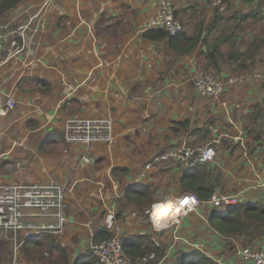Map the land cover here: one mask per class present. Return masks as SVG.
<instances>
[{"label": "crops", "instance_id": "crops-1", "mask_svg": "<svg viewBox=\"0 0 264 264\" xmlns=\"http://www.w3.org/2000/svg\"><path fill=\"white\" fill-rule=\"evenodd\" d=\"M43 1L27 0L3 20L22 23ZM216 1L171 0L188 36L193 35L196 20L204 23L198 45L180 56L169 49L165 38L150 40L143 35L158 0H52L41 21L28 29L23 53L1 68L0 184L67 186L68 223L61 235H47L65 248L67 264L89 254L91 242L101 241L93 237L104 229L108 212L114 213L115 234L122 240L148 236L163 250L155 262L133 264H177L178 256L192 250L224 264H253L236 256L235 240L225 241L210 226V214L217 208L201 204L182 218L178 231L184 241L171 250L169 232H157L145 214L148 209L143 211L125 199L132 184L149 187L151 206L182 195L186 191L180 177L186 168L173 160L155 163L150 169L147 163L173 145L185 142L199 147L218 137L214 163L204 164L218 183L215 192L239 195L238 205L264 204L262 190L254 188L264 178V81L230 85L219 98H202L190 80L198 67L222 71L224 77L264 72V47L256 52L250 71L239 72V63L229 60L206 68L205 58L224 28L237 25V14L248 18L236 31L235 46L264 39V0H220V7ZM217 9L225 19L211 29ZM7 101L13 108H6ZM73 115L111 118L113 141L89 146L66 143L61 128ZM218 210L224 214L227 209ZM236 240L241 243L240 238ZM0 241L10 245L1 236ZM257 244L264 248V236L249 246ZM11 259L3 258L0 264H11ZM17 260V264H43L19 251Z\"/></svg>", "mask_w": 264, "mask_h": 264}, {"label": "built area", "instance_id": "built-area-1", "mask_svg": "<svg viewBox=\"0 0 264 264\" xmlns=\"http://www.w3.org/2000/svg\"><path fill=\"white\" fill-rule=\"evenodd\" d=\"M51 1L44 0L38 11L22 23L13 24L3 19L0 20V70L23 53L29 39L28 29L34 22L36 25L38 21H41L40 17ZM215 5L221 6V1L217 0ZM145 28L175 34L183 29V23L180 18L175 16L171 0H158L155 13L146 22ZM255 79L264 81V72L231 73L224 77L222 71L212 72L198 67L192 72L190 78L195 94L202 98H219L228 86L248 83ZM13 106L12 102L7 101V109L13 108ZM3 112L5 114V111ZM61 129L63 140L66 143L89 146L94 143L113 141V122L109 117L73 115L64 121ZM212 131L214 134L218 133L217 129H212ZM218 139V137H212L207 144L199 147H191L185 142L173 145L168 150L155 154L152 160L147 163L146 168L150 169L153 164L167 160H173L186 169L198 164L214 163L216 156L214 145L219 143ZM256 142L261 143L260 140H256ZM82 161L88 163L89 159L83 156ZM258 181L259 183H256L254 188L262 190L261 197L264 199V178H260ZM66 191L67 186L58 183L0 184V236L12 247L11 264H17L19 248L26 239L36 235H61L63 233L68 223ZM171 202L173 208L176 206L179 211L176 219L164 226L157 227L153 218L154 207L157 203L153 204L145 214L157 232H169L172 241L170 249L172 250L184 241L178 231L182 218L196 211L201 204H209L210 207L226 210L230 206L238 205L240 197L235 193L221 190L214 192L209 199L201 201L196 194L185 192L175 197ZM160 203L167 204L168 201ZM114 221V213L108 212L104 217V228L112 232V237L99 242H91L88 246L89 252L104 264H133L131 257L124 252L122 239L115 234ZM223 239L236 241H234L236 243L235 254L241 261L264 264V248L259 247L258 244L256 247H252L239 243L236 238ZM155 245L160 247L158 241L155 242ZM190 246L194 247L193 244ZM198 249L201 247L198 246ZM153 253L140 260L143 262L154 260L155 254ZM46 255L47 252H44V256ZM214 261L216 264H224L221 259Z\"/></svg>", "mask_w": 264, "mask_h": 264}, {"label": "trees", "instance_id": "trees-1", "mask_svg": "<svg viewBox=\"0 0 264 264\" xmlns=\"http://www.w3.org/2000/svg\"><path fill=\"white\" fill-rule=\"evenodd\" d=\"M27 0H0V20L8 11H11L19 4ZM219 9V8H218ZM216 10L210 28H215L224 16ZM239 22L236 26L228 25L224 28L223 34L218 36L212 43L210 49L205 53L206 68H217L220 63L225 61L238 62L239 72L250 71L256 62V52L264 47V39L257 37L245 47H238L233 44L236 31L241 28V24L247 20V16L237 14ZM204 30L202 19L196 20L192 36H188L185 31L180 30L175 34L147 29L143 34L145 38L156 40L165 38L168 41L169 49L175 51L176 55H188L201 40ZM260 109L253 115L256 119ZM213 172L208 170L204 164L195 165L187 169L180 177L182 190L197 195L201 201L209 199L216 191L217 181L212 180ZM125 199L128 203L140 207L146 211L151 207L152 198L148 186L142 184H132L125 192ZM210 226L224 238H240L242 244L249 245L258 237L264 236V204H244L230 206L224 214L216 209L210 214ZM105 229V228H104ZM103 228L94 233L93 240H104L110 238V233ZM49 236V235H48ZM47 235L34 236L28 238L19 248V253L24 254L29 260H39L43 264H67L68 253L65 248L53 238ZM99 238V239H98ZM243 241V242H242ZM124 252L131 257L132 262L136 263L139 259L154 252L155 258L151 262L157 261L163 256V250L158 249L150 242L148 236H134L122 240ZM49 251V257H44V252ZM56 254V256L54 255ZM13 255L11 246L0 241V260L5 258L10 261ZM52 256H55L52 258ZM177 264H216L199 250H192L187 255H180L176 258ZM75 264H103L91 253L78 259Z\"/></svg>", "mask_w": 264, "mask_h": 264}, {"label": "bare ground", "instance_id": "bare-ground-1", "mask_svg": "<svg viewBox=\"0 0 264 264\" xmlns=\"http://www.w3.org/2000/svg\"><path fill=\"white\" fill-rule=\"evenodd\" d=\"M158 205L157 210L155 209V207ZM154 207V212L155 216H153V218L156 221H160L161 225H165L167 223H169L170 221H172L173 217H177V213H178V208L175 206L173 208V204L171 202V200L168 201L167 204L164 203H160L158 202Z\"/></svg>", "mask_w": 264, "mask_h": 264}, {"label": "clouds", "instance_id": "clouds-1", "mask_svg": "<svg viewBox=\"0 0 264 264\" xmlns=\"http://www.w3.org/2000/svg\"><path fill=\"white\" fill-rule=\"evenodd\" d=\"M218 7H220V6H218ZM150 208H151V207H150ZM150 208H149V209H150ZM149 209H148V210H149ZM149 254H150V253H149ZM146 256H147V255H146ZM144 257H145V256H144ZM144 257H143V258H144ZM141 259H142V258H141ZM139 260H140V259H139ZM150 261H151V260H150ZM101 263H102V262H101ZM103 264H104V263H103Z\"/></svg>", "mask_w": 264, "mask_h": 264}, {"label": "rangeland", "instance_id": "rangeland-1", "mask_svg": "<svg viewBox=\"0 0 264 264\" xmlns=\"http://www.w3.org/2000/svg\"><path fill=\"white\" fill-rule=\"evenodd\" d=\"M176 256V255H175Z\"/></svg>", "mask_w": 264, "mask_h": 264}]
</instances>
